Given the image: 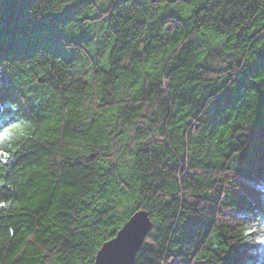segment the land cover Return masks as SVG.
<instances>
[{"label": "trees", "instance_id": "1", "mask_svg": "<svg viewBox=\"0 0 264 264\" xmlns=\"http://www.w3.org/2000/svg\"><path fill=\"white\" fill-rule=\"evenodd\" d=\"M0 46V264L139 210L134 264H264V0H0Z\"/></svg>", "mask_w": 264, "mask_h": 264}, {"label": "water", "instance_id": "2", "mask_svg": "<svg viewBox=\"0 0 264 264\" xmlns=\"http://www.w3.org/2000/svg\"><path fill=\"white\" fill-rule=\"evenodd\" d=\"M152 226L148 212L137 211L122 226L115 237L101 246L93 264H134L136 254Z\"/></svg>", "mask_w": 264, "mask_h": 264}, {"label": "snow or ice", "instance_id": "3", "mask_svg": "<svg viewBox=\"0 0 264 264\" xmlns=\"http://www.w3.org/2000/svg\"><path fill=\"white\" fill-rule=\"evenodd\" d=\"M55 39H59V37H55ZM3 59H4V48L0 46V66L3 64ZM257 71H264V65L260 66V69ZM254 75L256 73H253ZM264 79V78H262ZM256 83H261L262 80H257L255 81ZM6 91V83H5V78L2 72H0V100H2L4 94ZM5 115L3 104L0 103V118H2ZM19 131V125H11L10 127H6L3 130H0V142H6L11 139L14 133ZM259 139L261 148L264 149V138H261L260 136H254ZM259 243L264 245V239H260Z\"/></svg>", "mask_w": 264, "mask_h": 264}]
</instances>
